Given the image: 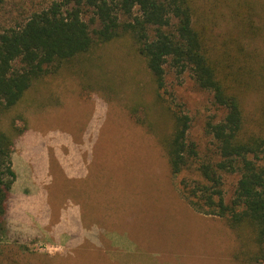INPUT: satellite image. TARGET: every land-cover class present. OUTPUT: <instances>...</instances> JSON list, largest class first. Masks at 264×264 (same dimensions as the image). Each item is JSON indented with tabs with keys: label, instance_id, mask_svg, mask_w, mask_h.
<instances>
[{
	"label": "rangeland",
	"instance_id": "rangeland-1",
	"mask_svg": "<svg viewBox=\"0 0 264 264\" xmlns=\"http://www.w3.org/2000/svg\"><path fill=\"white\" fill-rule=\"evenodd\" d=\"M55 1L60 0H0V33ZM192 2L193 20L206 28L211 58L223 50L239 55L242 47V55L264 60V0ZM247 13L250 31L243 30ZM90 16L85 12L83 19ZM112 46L100 51L103 60L97 64L79 62L77 75L35 83L2 118L11 135L12 117L17 127H25L13 136L11 160L21 174L16 185L25 190L14 211L26 236L12 232L14 222L7 218L0 264H264V258H244L225 218L190 206L160 142L170 128V110L182 112L190 119L187 139L196 144L199 161L215 162L207 125L224 117V106L190 70L168 60L159 90L167 107L159 114L152 81L125 44ZM225 59L233 66L231 57ZM255 76L241 95L248 119L264 117V83ZM184 175L200 178L191 170ZM237 179L236 172L221 175L226 202Z\"/></svg>",
	"mask_w": 264,
	"mask_h": 264
},
{
	"label": "trees",
	"instance_id": "trees-1",
	"mask_svg": "<svg viewBox=\"0 0 264 264\" xmlns=\"http://www.w3.org/2000/svg\"><path fill=\"white\" fill-rule=\"evenodd\" d=\"M85 12L91 13L88 22L83 19ZM193 15L192 0H60L0 33L1 234L15 179L13 136L25 129L17 127L12 117L11 135L2 128V118L35 83L77 75L79 62L97 64L103 60L100 51L104 48L125 44L128 55L153 83L151 94L160 104L159 114L167 107L159 90L168 60L180 70H190L197 84L210 90L215 102L226 109L220 121L207 125L215 142V162L199 161L196 144L187 139L190 119L182 112L169 109L170 128L160 142L170 172L178 178L180 192L190 206L202 214L225 218L241 241L244 258H264V117H245L241 100L244 88L257 80L255 74L261 76L258 84L264 83V60L255 62V55H242V47L239 55L229 56L223 50L224 55L211 58L205 45L206 28L196 25ZM249 15L243 16V30L253 27ZM225 55L234 60L233 66ZM189 170L200 178H187L184 174ZM223 172L238 174L228 202L221 188Z\"/></svg>",
	"mask_w": 264,
	"mask_h": 264
},
{
	"label": "crops",
	"instance_id": "crops-1",
	"mask_svg": "<svg viewBox=\"0 0 264 264\" xmlns=\"http://www.w3.org/2000/svg\"><path fill=\"white\" fill-rule=\"evenodd\" d=\"M11 167H12L14 173H15V179H14V181L12 183L11 190H10V194H9V197H8V200H7V209H6V214H5V221L7 223L8 219H9V222L11 224H13L12 222H14V225L15 226L12 227V232H18V235L21 238L22 237L21 234L22 235H25V234L21 231L19 225L16 222V217H15L16 211H14V209L15 208H16V210L18 209L19 204L22 201L20 199H23V196L25 195V194L22 195L25 192V190H24L23 187L20 186V188H19L16 185V184H18V179H20V176H21V174L19 173V171H16V169H17V162H14V161L11 160ZM19 184H18V186H19ZM20 189H22V190H20ZM9 201L12 203L11 204V207L9 205ZM7 228L8 227L6 225V229ZM41 233H43V232H41Z\"/></svg>",
	"mask_w": 264,
	"mask_h": 264
}]
</instances>
